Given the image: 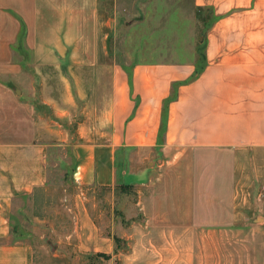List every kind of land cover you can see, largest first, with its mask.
Instances as JSON below:
<instances>
[{"label": "crops", "instance_id": "0c3cea01", "mask_svg": "<svg viewBox=\"0 0 264 264\" xmlns=\"http://www.w3.org/2000/svg\"><path fill=\"white\" fill-rule=\"evenodd\" d=\"M191 1L211 13L200 56L157 44L123 64L99 44L100 0H0V264H39L13 207L70 123L74 179L109 188L72 204L71 260L264 264V192L247 184L264 179V0Z\"/></svg>", "mask_w": 264, "mask_h": 264}, {"label": "rangeland", "instance_id": "374dc122", "mask_svg": "<svg viewBox=\"0 0 264 264\" xmlns=\"http://www.w3.org/2000/svg\"><path fill=\"white\" fill-rule=\"evenodd\" d=\"M100 1V16L103 18L100 20L101 32L106 35L99 37V44H105L107 59L130 63L150 55L147 51L157 48V44L164 51L163 55H171L170 51L172 54L176 51V56L181 58L189 55L188 50L192 47L196 48L199 56L202 54L205 30L211 21L208 8L195 7L191 0ZM50 76L52 93L56 95L60 80L54 70H51ZM50 118L51 127L56 128L58 118L51 115ZM52 121H55V125ZM76 127L70 123L65 127L69 132L66 138L51 140L46 184L35 189L29 196L17 200L13 207V229L32 235L39 264L85 263L84 256L71 260L74 252L72 246L64 243V235L74 222L71 206L82 189L89 196L91 191L100 194L104 197L101 200L99 198L100 203L106 204L104 195L109 192V188L82 187L74 179L73 143L79 138ZM247 184L255 185L257 193L260 190L264 192V179L252 180L249 177ZM58 244H61V250L57 249ZM94 262L105 264L106 261L101 259Z\"/></svg>", "mask_w": 264, "mask_h": 264}]
</instances>
